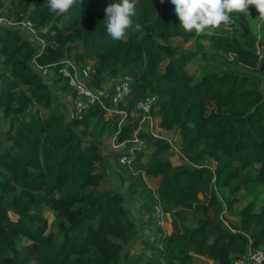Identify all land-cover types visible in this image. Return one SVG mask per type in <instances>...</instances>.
Wrapping results in <instances>:
<instances>
[{"label":"trees","instance_id":"16d2710c","mask_svg":"<svg viewBox=\"0 0 264 264\" xmlns=\"http://www.w3.org/2000/svg\"><path fill=\"white\" fill-rule=\"evenodd\" d=\"M112 2L77 0L57 15L47 0H0V15L31 21L45 40L38 53L27 33L0 25V264H122L124 245L139 238L123 194L100 188L106 168L96 171L102 165L96 140L109 132L104 110L89 108L68 122L33 59L54 75L61 60L79 67L93 60L94 89H103L106 77H128L131 92L118 108L129 112L154 93L160 126L179 129L185 164L174 166L170 144L145 133L149 157L144 161L137 149L125 153L130 162L121 165L120 185L144 196L149 214L161 202L167 230L157 246L142 240L145 250L125 252L126 264H192L199 257L233 264L249 247L264 249V56L258 50L264 20L254 28L250 21L259 17L249 8L232 13L233 22L211 35L196 34L180 27L170 0H137L132 26L115 40L104 21ZM174 38L193 45L183 48ZM202 41L231 59L208 63ZM194 58L207 62V72L187 68ZM131 119L118 143L131 138L137 126ZM81 124L96 130V140L81 137L75 130ZM143 176L156 180V195ZM237 192L247 203L238 222L226 225L223 212L231 211ZM44 210L54 215V231L47 232ZM185 212L197 214L195 222L188 223Z\"/></svg>","mask_w":264,"mask_h":264},{"label":"rangeland","instance_id":"374dc122","mask_svg":"<svg viewBox=\"0 0 264 264\" xmlns=\"http://www.w3.org/2000/svg\"><path fill=\"white\" fill-rule=\"evenodd\" d=\"M161 2H164L165 0H160ZM251 8L250 12L252 16L255 14L259 17V13L255 9L254 6H249ZM251 16V17H252ZM260 19V18H259ZM257 19L256 21L251 20L250 24L254 26V28L259 27V23L261 22V19ZM20 29L24 28L20 25H15ZM260 40V38L258 39ZM174 43L179 44L183 48H189L193 45L192 41H183L180 38H174ZM36 45H38L37 41H33ZM202 46L204 50L208 53L207 56V62L208 63H217L221 58H227V60H230L231 57L225 56L220 50L215 49L213 46H211L207 41H202ZM260 50V57L264 56V47L261 45H258ZM206 62V63H207ZM94 63L95 61L91 60L87 63V67L90 70L91 75L93 74L94 69ZM206 63L204 61H201L200 59L194 58L192 59L188 65L187 68L197 74H201L203 72H207L206 70ZM209 71V70H208ZM47 84L50 86L52 94H55L58 100L60 101L61 106L65 109L66 114V120L70 122L74 117L73 112V93L70 91V89L65 85V82L60 78L59 75L51 74V72L44 76L43 78ZM119 78H116L115 80H110V78L106 77L104 88L110 89L115 81H117ZM116 115V114H115ZM114 114L110 112H105L102 115V123L106 124L107 129L109 130L108 133H106L105 136H102L101 139L98 141L96 140V130L91 131V126L85 127L83 124L79 125L75 128V130L79 131L81 137L83 139H94L98 143L99 146V152L102 156V165H97V172H101V169H103V166H105L106 171L103 175V178L101 179V185L100 188L110 191H119L124 196V205L126 206L128 217L134 222L136 226V237H139L138 239H133L130 243L124 245V249L122 251V259L121 263L126 264L124 255L125 252L127 254L133 255L136 252L142 251L144 248V241L142 240H148L149 243H152L153 245L157 246V244H160V237H162L166 233L165 228V221L166 217L163 211V204L160 202L157 204L155 208V212L153 214H149L147 211V208L145 206L146 198L142 195H139L137 192L134 194H131L129 192L128 187L120 185V179H119V173L121 172V165L122 164L119 159L117 160L116 154L119 152H122L123 154L128 153L131 154V148H133L134 144L132 142H125L124 144H117L114 140V132L113 128L115 126L113 122V117H115ZM156 118L160 120V118L155 115ZM128 118H132L131 121L134 122L136 119L135 114L132 112L131 115L127 117L126 120H129ZM127 122V121H126ZM125 122V123H126ZM82 130H85L84 133H81ZM155 134H158L161 139L166 140L170 144V160L173 163L174 166L185 164L186 157L181 149V139H180V132L179 129L176 128L173 131H167V130H160V129H154ZM144 152L143 160L145 161L149 155L151 154V148H146L145 145L141 149ZM205 164L210 167H215V161L213 159L207 158L205 160ZM128 179H126L125 182H127ZM143 181L145 185L150 189L154 195H156V180L148 177L143 176ZM128 186V185H127ZM217 192L221 196L222 199L224 197H228V192H223L219 189H217ZM236 197L238 201L233 205L231 211H225L223 212V218L226 225L238 222L240 219V212L241 209L244 207V205L247 203V199L243 195L242 192H237ZM185 215L187 216L188 223H193L196 220L197 214L193 212H185ZM11 218L15 219L16 216L12 213H10ZM44 216L48 220V228L47 232L54 231L55 228L53 226V220L54 215L53 213L49 212L48 210H44ZM150 216V218H149ZM24 242H28L27 240H24ZM192 264H218L217 262H212L207 260L205 257H199L196 260L193 261Z\"/></svg>","mask_w":264,"mask_h":264},{"label":"built area","instance_id":"2783aa9c","mask_svg":"<svg viewBox=\"0 0 264 264\" xmlns=\"http://www.w3.org/2000/svg\"><path fill=\"white\" fill-rule=\"evenodd\" d=\"M0 25L11 27L15 25L22 26L24 30H21L27 33L29 38L37 41L39 46L38 53H41L45 48L44 38L38 35L31 21L27 19L14 21L4 15H0ZM32 64L42 76H47L51 72L48 66L37 63L35 59L32 60ZM57 73L64 79L67 87L74 95L72 104L76 118H81L89 108H95L96 106H100L104 112L119 115L117 127L114 131V140L117 144H124L128 141L132 142L134 146L131 148L130 155L133 154L135 149L141 150L144 147V139L140 137L141 133L161 139V137L154 132V129L165 130L160 126V120L152 113L158 104V96L156 94L149 93L145 97L138 99L131 111L128 112L127 110L119 109L118 106L126 100L131 92L130 78H119L113 83L110 89H94L90 83L91 73L87 65L79 67L71 59L59 61ZM103 97L108 100V102H105ZM132 112L136 116L137 126L133 130L131 138L118 143L117 135L127 121V117L131 115ZM119 161L122 164L129 163L130 157L127 154H122L119 157ZM233 264H264V249H253L249 247L247 252L236 259Z\"/></svg>","mask_w":264,"mask_h":264},{"label":"clouds","instance_id":"9594fccd","mask_svg":"<svg viewBox=\"0 0 264 264\" xmlns=\"http://www.w3.org/2000/svg\"><path fill=\"white\" fill-rule=\"evenodd\" d=\"M77 0H47L50 11L57 15L66 14ZM185 32L213 34L221 25H230L232 13H249L254 6L259 18L264 20V0H170ZM137 0H114L104 8L106 31L115 40L124 37L126 29L132 26ZM139 28V25H136Z\"/></svg>","mask_w":264,"mask_h":264},{"label":"crops","instance_id":"0c3cea01","mask_svg":"<svg viewBox=\"0 0 264 264\" xmlns=\"http://www.w3.org/2000/svg\"><path fill=\"white\" fill-rule=\"evenodd\" d=\"M23 31V30H22ZM52 74V73H51Z\"/></svg>","mask_w":264,"mask_h":264}]
</instances>
